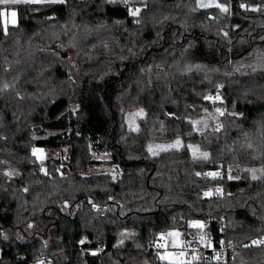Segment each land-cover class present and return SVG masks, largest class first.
<instances>
[{
	"label": "trees",
	"instance_id": "16d2710c",
	"mask_svg": "<svg viewBox=\"0 0 264 264\" xmlns=\"http://www.w3.org/2000/svg\"><path fill=\"white\" fill-rule=\"evenodd\" d=\"M196 1L135 0L137 17L125 0L21 4L7 30L0 4V264H172L149 247L171 231L197 243L195 222L234 247L227 264H264L246 246L264 237V0ZM177 139L206 156L148 151ZM95 151L119 179L90 174Z\"/></svg>",
	"mask_w": 264,
	"mask_h": 264
},
{
	"label": "rangeland",
	"instance_id": "374dc122",
	"mask_svg": "<svg viewBox=\"0 0 264 264\" xmlns=\"http://www.w3.org/2000/svg\"><path fill=\"white\" fill-rule=\"evenodd\" d=\"M65 0H0L1 5H5L6 7L2 10V25L5 30H7L9 27H16L19 23V17L18 12L15 8L16 5L21 4H48V3H62ZM131 1H133V5L131 4ZM125 4L129 5L130 8V14L134 17H137L140 15V13L146 9V6H139L135 0H125ZM143 113L142 110H133L130 112L127 116V121L130 129L132 131H138V121L137 119L139 116H141ZM223 112L221 110H216L212 115H204L201 120H196L195 125L202 124V122H205V125L203 127H197L194 125V131L197 133H201L205 129L208 128V125L212 120L216 121L219 116H221ZM221 122L216 123V128H222ZM54 133H51V135ZM185 147L189 148L190 151L193 153L194 158L196 160L202 159L206 156L205 153H203L199 147L196 145L185 143L181 139H177L171 142L167 143H154L149 145L148 151L149 153L156 157L160 154H165L171 151H180L184 149ZM34 155L38 158L40 162H45L49 159L53 158H66L67 152L65 150L57 151L53 149H34ZM95 165L92 166L90 170V174H108L111 175L114 180H117L121 177V171L120 168L116 164H114L111 160V157L108 153H93ZM199 175V173H197ZM263 175L262 169H256L254 170V178L259 179ZM192 226L196 229L195 239L198 242H200L203 246H208V224L204 222H195L192 224ZM172 232V231H171ZM161 235H159V238ZM169 242L171 244V247H177L180 240L182 238H185L184 235L180 232H172L168 233ZM158 240V238H157ZM164 260L166 262L172 263V264H182L186 262L182 257H178L173 253L165 252L163 253Z\"/></svg>",
	"mask_w": 264,
	"mask_h": 264
},
{
	"label": "built area",
	"instance_id": "2783aa9c",
	"mask_svg": "<svg viewBox=\"0 0 264 264\" xmlns=\"http://www.w3.org/2000/svg\"><path fill=\"white\" fill-rule=\"evenodd\" d=\"M205 177L209 176L205 175ZM222 178V172H218L213 176L215 181H220ZM208 195L220 197L221 189L213 187L209 190ZM220 224L222 227L225 226L224 221ZM224 233V229L219 231L220 236L224 235ZM249 245L251 244L246 246ZM253 245L263 246L264 238L259 237ZM149 250H151L159 259H162L163 253L170 252L178 257H182L187 263L193 262L194 260H202L204 263L227 264L233 255L234 247L228 244L224 238H220L218 243L214 238H211L208 241L207 247L200 243L181 240L178 247L171 248L168 235H162L150 246ZM34 264H52V261L50 257L44 256L38 258Z\"/></svg>",
	"mask_w": 264,
	"mask_h": 264
},
{
	"label": "water",
	"instance_id": "95a60500",
	"mask_svg": "<svg viewBox=\"0 0 264 264\" xmlns=\"http://www.w3.org/2000/svg\"><path fill=\"white\" fill-rule=\"evenodd\" d=\"M196 6L200 11H209L222 7L219 0H197Z\"/></svg>",
	"mask_w": 264,
	"mask_h": 264
},
{
	"label": "bare ground",
	"instance_id": "6f19581e",
	"mask_svg": "<svg viewBox=\"0 0 264 264\" xmlns=\"http://www.w3.org/2000/svg\"><path fill=\"white\" fill-rule=\"evenodd\" d=\"M218 172H222V171H216V172L212 173L211 178L213 179V176H214L216 173H218ZM222 173H223V172H222ZM205 175L209 176V174H204L203 177H205ZM223 175H224V173H223ZM223 177H224V176H223ZM222 179H223V178H222ZM214 181H215V180H214ZM220 181H221V180H220ZM208 192H209V191H207V193H206L207 195H208ZM162 235H164V234H162ZM162 235H161V236H162ZM158 238H159V237H158ZM258 238H259V237H258ZM258 238H257V239H258ZM263 238H264V237H263ZM209 239H211V238H209ZM257 239H256V240H257ZM181 240H187V239L182 238ZM181 240H180V241H181ZM256 240H255V241H256ZM188 241H189V240H188ZM255 241H254V242H255ZM254 242H251L250 244L253 245ZM197 243H200V242H197ZM179 244H180V242H179ZM179 244H178V246H179ZM200 244H201V243H200ZM178 246H177V247H178ZM254 246H255V245H254ZM256 246H258V245H256ZM263 246H264V245H263ZM170 247H171V244H170ZM205 247H206V246H205ZM149 248H150V247H149ZM171 248H173V247H171ZM174 248H176V247H174ZM163 258H164V257H162V259H163ZM194 262H203V261H202V260H194L193 262H190V263H194ZM185 263H186V262H185ZM203 263H204V262H203Z\"/></svg>",
	"mask_w": 264,
	"mask_h": 264
},
{
	"label": "crops",
	"instance_id": "0c3cea01",
	"mask_svg": "<svg viewBox=\"0 0 264 264\" xmlns=\"http://www.w3.org/2000/svg\"><path fill=\"white\" fill-rule=\"evenodd\" d=\"M173 232V231H172ZM172 232H169V233H172ZM174 232H176L177 233V231H174ZM168 235V234H167ZM173 248H174V246H173Z\"/></svg>",
	"mask_w": 264,
	"mask_h": 264
}]
</instances>
